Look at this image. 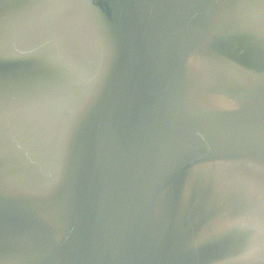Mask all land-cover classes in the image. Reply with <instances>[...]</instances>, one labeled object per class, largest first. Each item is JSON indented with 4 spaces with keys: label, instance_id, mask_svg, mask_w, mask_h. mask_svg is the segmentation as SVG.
Returning <instances> with one entry per match:
<instances>
[{
    "label": "water",
    "instance_id": "obj_1",
    "mask_svg": "<svg viewBox=\"0 0 264 264\" xmlns=\"http://www.w3.org/2000/svg\"><path fill=\"white\" fill-rule=\"evenodd\" d=\"M0 264H264V0H0Z\"/></svg>",
    "mask_w": 264,
    "mask_h": 264
}]
</instances>
